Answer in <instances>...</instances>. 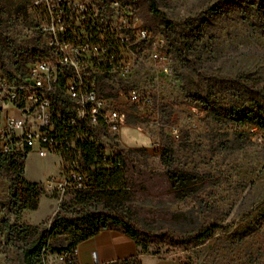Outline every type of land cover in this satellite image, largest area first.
Instances as JSON below:
<instances>
[{
	"label": "rangeland",
	"instance_id": "rangeland-1",
	"mask_svg": "<svg viewBox=\"0 0 264 264\" xmlns=\"http://www.w3.org/2000/svg\"><path fill=\"white\" fill-rule=\"evenodd\" d=\"M35 1L0 0L2 73L21 75L41 46L42 15ZM123 1L133 3L145 25L164 37L173 74L164 77L140 64L124 82L150 92L154 103L129 115L120 133L107 134V145L126 151L139 166L120 209L150 233L184 234L208 222L220 225L200 245L149 244L148 252L160 258L177 264H264L263 139L246 124L214 118L195 99L234 110L251 105L239 78L264 77L263 10L253 0H241L242 7L231 10L224 0ZM164 154L173 158V167L197 175L196 181L173 189L165 180ZM58 171L55 157L32 153L26 158L31 181L47 185ZM9 188L8 179L0 178V222L17 220L2 206ZM85 205L72 193L61 200L46 186L39 208L24 210L18 221L48 229L59 210L71 216ZM79 236L75 230L50 234L45 264H67L65 255ZM24 244L10 246L6 232L0 233V264H25ZM144 264L159 263L146 257Z\"/></svg>",
	"mask_w": 264,
	"mask_h": 264
},
{
	"label": "built area",
	"instance_id": "built-area-1",
	"mask_svg": "<svg viewBox=\"0 0 264 264\" xmlns=\"http://www.w3.org/2000/svg\"><path fill=\"white\" fill-rule=\"evenodd\" d=\"M35 5L42 15V51L21 75L0 72V153L57 158L59 171L45 188L63 200L97 188L99 163L121 159L107 145V134L120 133L129 115L154 103L139 85H124L126 79L140 64L171 77L173 65L164 37L145 25L129 1ZM93 148L98 155L91 159ZM65 257L67 264H78V248Z\"/></svg>",
	"mask_w": 264,
	"mask_h": 264
},
{
	"label": "trees",
	"instance_id": "trees-1",
	"mask_svg": "<svg viewBox=\"0 0 264 264\" xmlns=\"http://www.w3.org/2000/svg\"><path fill=\"white\" fill-rule=\"evenodd\" d=\"M161 2L165 4L166 0H161ZM255 2L263 10L261 28H264V0H253L252 3ZM222 5L226 10L238 9L242 7V1L224 0ZM150 8L153 11L156 10L154 1H152ZM39 38L42 43L41 31ZM41 51L42 47L40 46L34 49L32 53L37 56ZM8 75L10 77L15 76L12 73ZM239 84L244 88L248 100L251 102L249 107L242 110L229 109L203 98L196 97L195 99L199 101L202 108L206 109L216 119L223 118L246 124L248 127H256L257 131L262 134L264 145V77H242L239 78ZM97 155L98 151L93 148L90 151L91 159L96 158ZM26 158L24 154L0 153V178L5 177L10 182L9 199L2 206L9 212H15L17 218L15 222H11L10 219H4L0 222V233L6 232V242L10 246H15L20 242L25 243L22 248L25 264H45L44 251L47 248L49 235L61 234L69 230L80 232V236L70 245L69 251L74 250L79 242L104 229L122 231L135 239L142 251L138 255L103 264H143L142 255L150 254L148 245L151 243L200 245L210 239L220 228L218 223L208 222L193 232L184 234L167 232L160 234L143 230L129 213L120 209L129 193L135 175L139 173V166L132 160L131 155L124 150L120 151V163L111 161L99 163V167H97L99 171L96 172L95 177L96 189L74 193L76 201L85 203V207L71 216L65 215L63 210H59L48 229H42L41 225L20 223L18 220L21 213L26 209H38L42 196L46 193L44 182L31 181L26 177ZM93 162L89 164L91 165ZM162 163L165 166V180L173 189L178 191L182 190V186L194 183L198 177L185 169L173 167V158L165 157V154ZM99 202L103 203L104 206L99 207Z\"/></svg>",
	"mask_w": 264,
	"mask_h": 264
},
{
	"label": "crops",
	"instance_id": "crops-1",
	"mask_svg": "<svg viewBox=\"0 0 264 264\" xmlns=\"http://www.w3.org/2000/svg\"><path fill=\"white\" fill-rule=\"evenodd\" d=\"M77 248L78 264H103L138 255L142 251L135 239L116 229H104L79 242ZM94 251L97 252V259L93 256ZM146 257L156 258L159 264H177L153 254H143V264Z\"/></svg>",
	"mask_w": 264,
	"mask_h": 264
}]
</instances>
